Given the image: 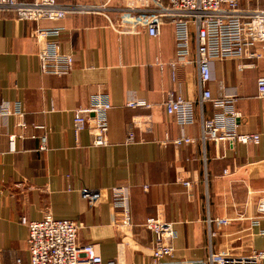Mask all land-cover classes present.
I'll return each mask as SVG.
<instances>
[{
  "label": "crops",
  "instance_id": "crops-1",
  "mask_svg": "<svg viewBox=\"0 0 264 264\" xmlns=\"http://www.w3.org/2000/svg\"><path fill=\"white\" fill-rule=\"evenodd\" d=\"M34 25L61 30V51L74 57L68 74L41 71ZM191 35V54L181 58L167 21L153 37L145 30L121 33L97 14L32 23L17 22L14 12L0 13V105L20 102L23 110L0 116L2 264L29 263L28 228L21 218L41 220L48 212L76 220L79 243L94 244L104 264L151 261L154 237L142 225L149 216L174 224V260H206L211 252L244 255L262 247L264 217L260 225L252 219L264 210V97L257 88L264 58L243 71L238 59H214L208 83L215 98L237 95L239 130L259 133L260 142H204L203 119L224 109L200 103L193 27ZM171 91L193 100L195 123L183 126L167 113ZM96 93L107 95L113 106L106 146L93 144L90 128L78 137L74 131L75 109L89 106ZM130 100L150 106L131 108ZM131 128L135 138L127 142ZM183 135L195 141L172 142ZM184 180L192 185H181ZM115 186L129 187L131 227L125 232L123 212L111 203ZM83 188L103 189L104 197L91 204Z\"/></svg>",
  "mask_w": 264,
  "mask_h": 264
},
{
  "label": "built area",
  "instance_id": "built-area-1",
  "mask_svg": "<svg viewBox=\"0 0 264 264\" xmlns=\"http://www.w3.org/2000/svg\"><path fill=\"white\" fill-rule=\"evenodd\" d=\"M14 12L15 20L38 23L43 19L61 20L69 15L97 14L104 16L110 25L124 34H136L143 30L157 37L167 22L174 28L177 55L187 58L191 54V30L195 29L196 64L199 72V86L202 91L200 103L212 102L224 111L204 118L202 139L216 145L228 141L257 144L261 135L257 132L239 130L240 112L235 111L236 94L215 98L208 83L212 79V60L238 59L237 68L243 71L252 68L264 58V8L252 4V0H93L61 2L59 0H0V13ZM35 26V25H34ZM58 27L35 26L31 36L39 45L37 52L42 72L53 75L68 74L74 65L72 54L61 51ZM258 94L264 97V75L257 80ZM127 106L136 108L150 106L143 100H130ZM112 103L107 95L96 93L89 106L74 111V131L79 133L87 128L93 130L95 146L108 145V114ZM168 114L176 117L179 124L195 123L196 113L193 100L174 91L168 92L165 102ZM23 115L20 102L0 105V116ZM133 125H135L133 123ZM132 128L128 131L127 142L134 141ZM195 140L180 136L172 142L176 145L191 144ZM46 137L42 138L41 149H46ZM227 172V170L225 171ZM188 187L191 181H181ZM146 189L148 185L144 186ZM111 203L123 212L120 227L127 231L131 227L130 198L128 186L110 188ZM81 195L91 204H97L104 197L100 188H83ZM261 208V207H260ZM264 214L254 217L253 224L260 225ZM262 218V219H261ZM223 224L228 219H219ZM21 222L28 228V264H104L102 256L92 243L81 245L78 240L79 223L74 219L56 218L48 212L41 220H30L23 216ZM154 237L152 258L148 264H264V228L262 247L251 253L237 255L226 251L211 252L206 260H174L177 231L174 224L162 221L156 216L147 217L142 223ZM0 264L2 251L0 249ZM17 264H24L21 259ZM106 264H121L119 259Z\"/></svg>",
  "mask_w": 264,
  "mask_h": 264
},
{
  "label": "rangeland",
  "instance_id": "rangeland-1",
  "mask_svg": "<svg viewBox=\"0 0 264 264\" xmlns=\"http://www.w3.org/2000/svg\"><path fill=\"white\" fill-rule=\"evenodd\" d=\"M252 4L253 5H256V6H261V7L264 8V0H252ZM261 210H263V209H261ZM261 210H260L261 213L258 212V214L256 215V217L259 216V215L264 214V210L263 211H261Z\"/></svg>",
  "mask_w": 264,
  "mask_h": 264
}]
</instances>
